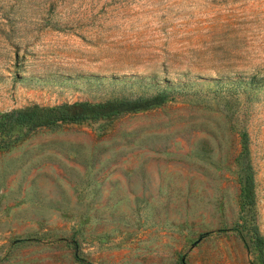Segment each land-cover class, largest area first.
Returning a JSON list of instances; mask_svg holds the SVG:
<instances>
[{
	"label": "rangeland",
	"instance_id": "rangeland-1",
	"mask_svg": "<svg viewBox=\"0 0 264 264\" xmlns=\"http://www.w3.org/2000/svg\"><path fill=\"white\" fill-rule=\"evenodd\" d=\"M162 92L147 111L0 135V264L256 260L264 0H0V113ZM244 223L249 248L216 233Z\"/></svg>",
	"mask_w": 264,
	"mask_h": 264
},
{
	"label": "trees",
	"instance_id": "trees-1",
	"mask_svg": "<svg viewBox=\"0 0 264 264\" xmlns=\"http://www.w3.org/2000/svg\"><path fill=\"white\" fill-rule=\"evenodd\" d=\"M167 100L165 93H158L152 97H138L135 99H115L99 103L73 102L63 103L55 107L46 108L32 105L24 109L12 110L0 113V135H9L16 129H26L32 132L36 129H54L63 124H79L86 121H99L108 118H118L123 115L147 111L163 105ZM244 146L246 136H242ZM243 184L241 187V200L243 207L251 208L254 204V182L251 165L244 159ZM250 229V230H249ZM247 230L245 223L232 228H224L216 231L217 234L233 233L245 243L247 230L250 235L249 242L253 247L256 260L252 264H264V238L259 234L256 225H251ZM76 247V246H75ZM77 251V247L75 248Z\"/></svg>",
	"mask_w": 264,
	"mask_h": 264
}]
</instances>
